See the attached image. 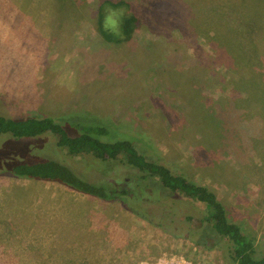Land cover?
<instances>
[{"label":"rangeland","instance_id":"1","mask_svg":"<svg viewBox=\"0 0 264 264\" xmlns=\"http://www.w3.org/2000/svg\"><path fill=\"white\" fill-rule=\"evenodd\" d=\"M108 1L127 3L122 9L140 19L126 40L103 37V0H0V114L102 125L111 129L96 134L104 141L133 137L148 159L215 191L228 217L264 248V0ZM105 9L120 20L121 8ZM245 19L251 38L241 36ZM55 140L49 132L23 138L30 147L20 162L67 157L89 182L114 181L119 191L131 183L134 168L70 155L51 147ZM159 185L156 178L146 190L157 195ZM160 256L233 264L222 248L174 236L118 199L0 175V264H140Z\"/></svg>","mask_w":264,"mask_h":264},{"label":"trees","instance_id":"2","mask_svg":"<svg viewBox=\"0 0 264 264\" xmlns=\"http://www.w3.org/2000/svg\"><path fill=\"white\" fill-rule=\"evenodd\" d=\"M124 4L129 8L125 2L116 4V2L108 0H103L99 5L98 24L103 37L108 41H118L120 38L128 39L140 22L138 17L122 9ZM109 6L122 10L120 35H115L104 27L107 11L105 8H109ZM126 6L125 8H127ZM248 9L251 10L250 6ZM262 20V16L259 15L258 20L254 21L261 26L257 22L262 24ZM249 21V19L242 21L244 26L242 35L240 26H237L242 37L251 38L247 36L248 32L255 35L256 31H254L252 22L251 28L247 29L245 26V23ZM241 41L245 45V41L243 39ZM230 61L229 65L232 66ZM261 62L262 59H259L258 63ZM242 78L247 82L245 76ZM64 126L59 120L50 116L12 118L0 114V135L7 134L5 138L8 142L4 145L2 143L0 146V175L56 181L71 189L101 199H118L127 210L136 216L159 226L174 236L190 239L197 246L203 248L215 246L222 248L233 264H264V248L262 250L255 237L247 234L239 223L228 217L226 208L215 191L203 184L196 183L182 172L174 171L168 164L160 162L157 157L152 160L148 159L136 147L133 137L104 141L100 140L96 134H108L111 129L102 125L71 122L70 128L78 129L76 133ZM45 132L56 137V145L51 146L54 149L65 147L70 155L90 153L102 161H114L134 168L135 173L129 177L131 183H126L127 188H122L119 191L114 186V181L89 182L71 170L69 167L70 158L67 157L57 160L40 153L42 157L40 155L37 157L46 158L45 160L31 163L20 162L30 147L29 143L22 139L38 136ZM37 145L39 144H33L31 147L36 150ZM156 178L160 185L159 188H153L152 191L159 190L157 195L146 190L149 183ZM183 197L202 202L209 212L198 211L191 202ZM154 203L153 208L152 204Z\"/></svg>","mask_w":264,"mask_h":264},{"label":"built area","instance_id":"3","mask_svg":"<svg viewBox=\"0 0 264 264\" xmlns=\"http://www.w3.org/2000/svg\"><path fill=\"white\" fill-rule=\"evenodd\" d=\"M140 264H193L192 261L184 258L183 256L165 257L160 256L152 261H142Z\"/></svg>","mask_w":264,"mask_h":264},{"label":"clouds","instance_id":"4","mask_svg":"<svg viewBox=\"0 0 264 264\" xmlns=\"http://www.w3.org/2000/svg\"><path fill=\"white\" fill-rule=\"evenodd\" d=\"M104 27L113 34L120 35V20L115 11H111L105 16Z\"/></svg>","mask_w":264,"mask_h":264},{"label":"crops","instance_id":"5","mask_svg":"<svg viewBox=\"0 0 264 264\" xmlns=\"http://www.w3.org/2000/svg\"><path fill=\"white\" fill-rule=\"evenodd\" d=\"M43 181H49V180H43ZM40 195V194H39ZM59 197H60V195H58ZM71 216H74V214L73 213H71ZM111 224V223H110ZM112 225V224H111ZM113 226H110L109 228H110V230H111V228H112ZM60 232H61V229H60Z\"/></svg>","mask_w":264,"mask_h":264},{"label":"flooded vegetation","instance_id":"6","mask_svg":"<svg viewBox=\"0 0 264 264\" xmlns=\"http://www.w3.org/2000/svg\"><path fill=\"white\" fill-rule=\"evenodd\" d=\"M194 222V219L192 220ZM198 222V221H197ZM199 224V223H198Z\"/></svg>","mask_w":264,"mask_h":264}]
</instances>
